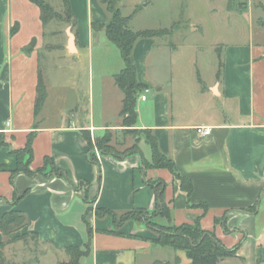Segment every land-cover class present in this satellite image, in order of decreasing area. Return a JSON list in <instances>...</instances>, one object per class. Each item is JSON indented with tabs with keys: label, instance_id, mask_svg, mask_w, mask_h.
Segmentation results:
<instances>
[{
	"label": "crops",
	"instance_id": "crops-1",
	"mask_svg": "<svg viewBox=\"0 0 264 264\" xmlns=\"http://www.w3.org/2000/svg\"><path fill=\"white\" fill-rule=\"evenodd\" d=\"M69 2L71 19L64 13L62 0L59 9L49 4L64 17L44 24L40 7L32 1L0 0V133L6 142L0 145V222L11 211H20L26 218L21 228L9 234L0 229V264L68 262L66 248L83 247L89 230L91 251L80 264L160 262L151 260L156 249L151 229L130 220L115 232L112 219L96 213L98 208L118 214L154 210L157 195L148 181L157 179L167 184L164 199L174 224L194 223L200 218L202 227L215 230L228 248L240 243L236 256L219 264H264V28L259 23L264 18V0H247L240 11L235 7L229 10V0L219 7L227 13L228 30L223 41H218L225 49L211 83L199 78L198 84H193L190 78V89L184 87L178 78L182 69L177 68L170 80L152 75L150 61L158 36L142 38L134 47L138 80L149 90L146 100L138 99V127L154 131L161 151L191 180L190 195L168 169L144 170L139 153L123 158L98 153L99 163L88 158L83 130L96 138L102 136L97 135L99 131L123 128L120 111L124 95L114 78L124 67L121 60L115 59L114 68L100 74L98 121L89 112L77 117L62 111L55 120L47 113L51 86L41 71L44 51H59V59L72 60L74 70L85 58L93 57L96 33L92 22L106 23L110 18L100 0ZM230 17L247 19L252 30L236 32L235 19L231 23ZM55 20L58 29L52 30L54 38L48 44L47 27ZM99 36L106 47L104 29ZM98 58H105V53L99 51ZM40 75L47 95L36 110ZM92 92L90 99L94 100ZM110 109L117 117L115 123L108 117ZM202 126H211V134L199 135L196 129ZM32 132L30 168H43L46 175H13L18 160L12 150L25 148ZM144 145L148 144L142 142L143 155L151 159V148L147 154ZM47 157L64 175L53 172V165L45 162ZM16 195L20 196L17 201ZM224 214L225 226L216 224L215 219ZM175 251L179 264L191 262L184 251Z\"/></svg>",
	"mask_w": 264,
	"mask_h": 264
},
{
	"label": "rangeland",
	"instance_id": "rangeland-1",
	"mask_svg": "<svg viewBox=\"0 0 264 264\" xmlns=\"http://www.w3.org/2000/svg\"><path fill=\"white\" fill-rule=\"evenodd\" d=\"M59 9L62 0H45ZM236 10L246 6L247 0H231ZM226 0H120V8L124 16H132L130 28L134 31L146 29H166L172 30L170 35H161L157 37V45L150 61V72L161 80H170L173 69H182L178 78L182 80V85L190 89L193 78V84L200 78L204 83H211L220 70V63L223 60L225 44L222 37L227 34L228 18L227 13L221 10ZM217 8L216 10H213ZM230 17L236 32H246L252 30L247 19L241 17ZM51 23L47 27V42H51L54 37L52 30L58 29ZM96 41L94 54L91 59L85 58L78 68L72 70L70 61L64 58L59 59L57 50H45L41 58V71L43 78L51 86V101L47 113L52 120L62 111H67L74 116H86L89 112L96 121L101 117L98 101V88L100 74L103 71L113 69L115 59L121 60L124 65L118 47L106 39L107 46L103 45L100 39V30H94ZM222 48V49H221ZM221 50V51H220ZM103 51L105 58L99 59L98 52ZM221 54V56H220ZM73 62V61H72ZM136 63V62H135ZM112 64V65H111ZM100 72V73H99ZM156 74V75H155ZM157 78V77H156ZM155 78V79H156ZM76 81V82H75ZM91 90L94 92V100L90 99ZM155 90V84L154 88ZM92 92V95H93ZM147 95L149 94L146 93ZM110 121L115 123L114 110L107 112ZM123 126V122L121 124ZM127 128L130 132L127 133ZM105 131L97 132V135H103ZM111 146L118 152H126L132 146H138L141 149L142 142H146V133L137 125L125 127L113 131ZM144 151L150 154V147L143 146ZM95 152L99 153L97 147ZM160 182V179L154 180ZM124 214V213H122ZM118 214V215H122ZM145 214V213H144ZM148 218L150 222H165L161 217H152L142 215L141 220L135 221L147 227ZM148 228V227H147ZM151 229L157 236V231ZM151 260H161L155 264H178L174 258L176 251L170 247L154 246ZM178 261H181L179 258Z\"/></svg>",
	"mask_w": 264,
	"mask_h": 264
},
{
	"label": "trees",
	"instance_id": "trees-1",
	"mask_svg": "<svg viewBox=\"0 0 264 264\" xmlns=\"http://www.w3.org/2000/svg\"><path fill=\"white\" fill-rule=\"evenodd\" d=\"M30 1L40 7L44 24L51 19L64 17L62 13L56 12L54 8L45 0ZM63 2L65 5L64 13L68 19H71L72 12L70 2L69 0H63ZM100 2L105 6L110 18L106 23L92 22V28L93 30L104 29L108 39L120 50L124 61V67L114 76L116 85L122 90L124 95L120 115L123 118V126H138V99L145 90L146 86L138 80L137 68L133 56L134 47L137 41L142 38L168 35L172 32V30L146 29L134 31L129 25L131 17L124 16L121 11L119 5L120 0H100ZM234 7V3L229 0L228 9L232 10ZM259 23L264 28V18H260ZM46 95V85L40 75L37 85L36 110H39L42 107L46 99ZM142 130L146 133V143L151 148V159H146L142 150L138 146H132L126 152L116 151L114 147L110 145L113 135V131L110 129H107L101 137L96 138H92L88 130H83L84 137L89 147L88 158L94 163H99L98 153L95 152V147L98 148L100 154H112L118 158H123L124 156L132 153H139L142 157V168L144 170L154 168L168 169L173 176L180 181V188L190 195L193 191L191 180L182 176L178 172L174 160L161 151L158 137L154 131L151 129ZM127 133H132L129 128H127ZM34 135L35 134L33 132L29 135L25 148L12 150V152L16 154L18 160V166L12 172L13 175L20 172H23L28 176H34L37 173L46 175L44 174L43 168L35 171L30 168L33 161L32 142ZM0 145H6L4 135L1 133ZM45 162H49L53 165V172L58 175H64V172L56 168L52 158L47 157ZM148 183L155 189L157 195V206L154 210L149 211L142 208L118 215V213L113 210L98 208L96 211L97 215L100 217L109 216L113 221L115 232H117V230L130 220L140 221L142 215L148 216L151 214L152 217H161L163 220L166 219L167 223L165 220L163 222H150L151 220L148 218L146 222L147 227L157 231V236L152 239V244L155 246L171 247L175 250L184 251L186 256L191 261L189 264H219L225 258L236 256L240 243H238L234 248H228L217 236L215 230H208L202 227L200 218H198L194 223H182L180 225L174 224L172 211L164 199V189L167 185L166 182L161 180L158 183L156 181L149 180ZM18 199H20V196L16 195L15 200L17 201ZM199 205L201 206L203 204L201 203ZM252 208L247 210H251ZM225 218L226 214H224L221 218H216L215 223H220L225 226ZM25 223L26 218L23 213L20 211H11L3 216L0 222V229L4 234H9L16 229L21 228ZM91 244L92 231L89 230L88 241L85 245L83 247H67L66 251L70 256V259L68 262L61 264H80L81 258L90 253ZM1 249L2 243H0V256L2 255ZM178 260L179 258H176V261L179 264L180 261Z\"/></svg>",
	"mask_w": 264,
	"mask_h": 264
},
{
	"label": "built area",
	"instance_id": "built-area-1",
	"mask_svg": "<svg viewBox=\"0 0 264 264\" xmlns=\"http://www.w3.org/2000/svg\"><path fill=\"white\" fill-rule=\"evenodd\" d=\"M148 92H149V90H147V89L143 91V93L140 96L141 100H146L147 99V94L146 93H148ZM196 131H197V133L199 135L204 137V136H208V135L211 134L212 127L211 126H202V127H198L196 129Z\"/></svg>",
	"mask_w": 264,
	"mask_h": 264
},
{
	"label": "water",
	"instance_id": "water-1",
	"mask_svg": "<svg viewBox=\"0 0 264 264\" xmlns=\"http://www.w3.org/2000/svg\"><path fill=\"white\" fill-rule=\"evenodd\" d=\"M71 38H72V36H71Z\"/></svg>",
	"mask_w": 264,
	"mask_h": 264
}]
</instances>
